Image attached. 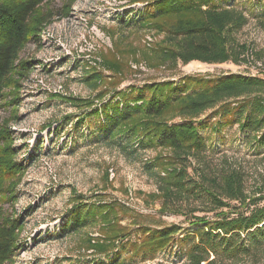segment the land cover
I'll return each instance as SVG.
<instances>
[{"label":"trees","instance_id":"obj_1","mask_svg":"<svg viewBox=\"0 0 264 264\" xmlns=\"http://www.w3.org/2000/svg\"><path fill=\"white\" fill-rule=\"evenodd\" d=\"M53 1L0 0V112L20 103V80L35 63L21 58L25 48L41 43L46 27L56 16H68L76 0H64L61 10L54 9ZM250 1L260 6L256 20L264 29V0ZM234 2L127 0L130 9L118 16L121 33L113 52L82 69V81L94 97L59 96L77 110L64 120L75 133L85 125L91 127L93 142L113 149L130 163L156 152L142 162V169L157 186V195L151 197L160 201L161 214L189 219L187 207L192 202L208 203L212 211H220L213 218L191 215L190 224L196 229L188 234L178 225H123L128 209L109 200L106 174L107 187L93 201L73 193L64 227L80 232L98 225L99 236L85 240L98 264H143L174 249L172 264H178L182 256L183 264H264V154L263 172L250 183L243 164L233 159L225 157L221 166L213 168L201 135L208 126L201 117L210 112V120L215 119L210 127L238 125L240 131H249L257 153L264 150V49L239 41L249 17L244 9L232 6ZM139 5L142 10L135 9ZM141 32L149 34L152 43L138 48L131 38ZM138 56L156 70H176L179 64L192 62L231 63L254 65L260 76L198 75L178 83L150 81L121 90L122 78L131 70L128 59L140 64ZM18 119L15 109L0 123V264H15L23 247L22 221L5 210V205L17 202L27 168L26 161L18 158L17 139L10 127Z\"/></svg>","mask_w":264,"mask_h":264},{"label":"rangeland","instance_id":"obj_2","mask_svg":"<svg viewBox=\"0 0 264 264\" xmlns=\"http://www.w3.org/2000/svg\"><path fill=\"white\" fill-rule=\"evenodd\" d=\"M63 2L54 0V9H63ZM126 3L127 0H76L68 16H56L46 27L40 37L41 43H30L21 54V58L35 63L28 75L20 80V103L11 108L5 106L0 112L1 123L10 117L11 111L17 110L18 122L10 127L17 139L18 158L27 164L18 187L17 202L14 206L5 205L6 212L19 218L23 225V247L15 264H98L99 260L91 255L92 251L87 250L85 244L87 238L99 236L98 225L81 228L80 232L64 227L70 218L73 193L93 201L94 196L107 187L106 174L111 185L109 200L128 209L122 217L123 225H178L183 234H188L196 229L190 224L193 221L191 215L213 218L220 212L212 211L208 203L192 202L187 207L189 219L161 214L160 201L153 199L157 195V186L142 169V162L153 158L156 152L142 154L140 162L130 163L113 149L93 142L91 127L85 125L75 133L71 123L67 125L64 121L77 110L59 96L94 97L93 90L82 81V69L87 63L95 65L94 62L100 61L104 54L113 52L121 33L117 29L118 16L130 9ZM232 6L244 9L249 17L248 26L238 35L239 41L250 43L257 50L264 49V29L256 20L260 6L250 0H235ZM135 9L142 10L143 6H135ZM131 39L138 48L152 43L151 36L145 32L135 34ZM124 49L130 52L129 48ZM137 59L140 64L128 59L131 70L122 78L121 90L150 81L171 79L178 83L185 77L198 75L260 76L254 65L192 62L186 66L179 64L176 70H156L147 67L139 56ZM105 76L109 77V73L105 72ZM7 102H10L9 98ZM209 115L210 112L201 117L208 125L201 130V135L207 141V156L212 167L221 166L225 157L230 161L233 159L243 164L251 183L263 172L264 150L257 153L250 143L249 131H240L238 125L210 127V124L215 125V119L210 120ZM52 122H56L53 127L42 130ZM183 207L186 210V205ZM176 252L169 250L143 264H172ZM182 257L178 264L185 262Z\"/></svg>","mask_w":264,"mask_h":264}]
</instances>
